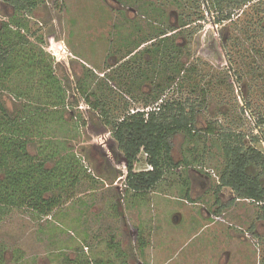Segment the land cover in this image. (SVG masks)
<instances>
[{
    "label": "rangeland",
    "instance_id": "obj_1",
    "mask_svg": "<svg viewBox=\"0 0 264 264\" xmlns=\"http://www.w3.org/2000/svg\"><path fill=\"white\" fill-rule=\"evenodd\" d=\"M35 1L38 6L30 16L16 15L11 6L0 1V24L9 23L12 17L26 24L30 42L52 61L53 74L65 96L51 120L44 119L50 108L40 111L42 121L37 129L50 126V135L35 138L28 151L35 156L46 146L44 141L53 142L52 146L62 142L61 155L69 152L75 156L88 177L70 199L63 196L62 204L48 217L26 208L4 209L0 213V264H181L184 256L193 259L192 248L181 246L172 258L182 239L172 236L176 233L173 228L160 230L171 216L166 206L171 207L173 199L205 215L215 210L204 204L203 194L192 196V201L176 197L184 189L183 179L199 174L212 180L211 187L219 182L218 172L225 164L218 141L221 131L243 134L245 146L264 155V127L256 126L264 117V0H252L236 9L231 20L213 9V0ZM186 22L188 26L179 27ZM159 32L174 39L180 50L178 61L189 71L195 70L159 97L165 101L204 100V106L198 112L196 135H177L173 140L174 160H186L188 165L165 175L152 190L160 191L159 195L152 191L134 194L125 191L124 158L111 135L112 126L105 125L97 104L109 110L111 124L144 108V102L135 100L126 87L119 88L111 78L115 79L119 66L126 65V56L142 37L155 38ZM149 61L144 57V62ZM123 77L124 86L138 83L127 74ZM141 91L148 93L149 85H143ZM1 101L12 113L26 104L14 101L7 93ZM156 106L149 102L150 108ZM208 127L214 128L213 135L205 133ZM145 159L143 153L138 156L134 172L148 170ZM256 172L248 168V173ZM238 204L232 213L217 216L212 224L231 225L238 232L243 260L235 264H264V221L258 219L259 206L245 200ZM251 227L260 238L250 235ZM161 234L164 239L160 241ZM157 240L162 246H173L170 254L155 251L160 246L155 244ZM205 264L219 261L207 258Z\"/></svg>",
    "mask_w": 264,
    "mask_h": 264
},
{
    "label": "trees",
    "instance_id": "obj_2",
    "mask_svg": "<svg viewBox=\"0 0 264 264\" xmlns=\"http://www.w3.org/2000/svg\"><path fill=\"white\" fill-rule=\"evenodd\" d=\"M0 1L11 6L14 14L19 16L32 15L38 6L35 0ZM251 1L213 0L212 7L219 15L225 16V20H231L236 9ZM187 23L179 27L185 28L189 25ZM29 32L25 23L13 17L9 23L0 24V213L4 209L26 208L34 214L48 217L62 204L63 196L70 199L74 195L87 174L75 156L69 152L61 155L62 142L52 146L53 142L44 141L46 146L35 156L28 151L35 138L45 139L50 135V126L37 129L38 121H42L40 111L50 108L47 118H44L50 119L53 113H59L57 107L65 102L61 82L53 74L52 61H48L43 50L30 42ZM166 35L159 32L155 38L150 35L142 37L134 45V51L126 56L129 57L126 65L119 66L115 79L111 78L119 88L126 87L127 94H132L135 100L144 102L143 109L149 107L150 101L159 102L157 110L148 114H127L118 123L111 124L113 116L109 110L103 104H97L101 106L105 125L112 126L111 135L124 158L127 171L125 191L134 194L151 191L166 172H173L182 164L188 165L186 160L174 161L173 140L177 135H196L198 112L204 106V100L180 102L165 101L159 97L158 94L178 84L179 78L195 73L194 69L189 71L178 61L180 53L177 52L180 50L175 46L174 39L164 37ZM144 57H149L150 61L144 62ZM125 74L138 83L124 86ZM145 84L150 87L148 93L141 91ZM5 93L14 101L26 104L10 112L1 101ZM256 126L264 127V117L258 119ZM205 133L213 135L214 128L208 127ZM244 137L232 131H221L218 135L225 158V164L218 173V187L230 188L237 199L258 205V219L264 221V155L255 148L246 147ZM141 153L146 156L145 162L151 170L134 172ZM40 155L43 157L40 158ZM49 163L53 165L48 167ZM250 167L257 170L256 174L248 173ZM48 194L50 196L46 197ZM140 245L143 248L144 244Z\"/></svg>",
    "mask_w": 264,
    "mask_h": 264
},
{
    "label": "crops",
    "instance_id": "obj_3",
    "mask_svg": "<svg viewBox=\"0 0 264 264\" xmlns=\"http://www.w3.org/2000/svg\"><path fill=\"white\" fill-rule=\"evenodd\" d=\"M59 55L62 54L59 52ZM172 156H173V151H172ZM193 163L196 162L194 161ZM178 169L179 167L176 170ZM150 170L151 169L149 167L147 171ZM169 172L172 171L166 172L162 180L152 190L157 188V186L165 178V175H167ZM211 181L212 180L205 178L204 176H201L199 174H197V177L196 176L185 177L181 184V187L183 186L184 189H182L181 192H179L176 197L179 198L181 196L187 201H192V196L195 198L196 196L198 197L200 194H203V198H205L204 202L206 201V203L204 204L205 205L207 204L208 206H212L215 209V210H211V212L215 213L218 216L219 215L223 216L224 214L228 215L232 213L236 209V206L237 205L239 206L238 202L241 203V201L243 200L237 199L236 194L230 188L218 187L219 182L216 183L214 186H212L213 191H211L212 188L211 185L213 183ZM158 193H160V191ZM158 193L153 192V194L155 195ZM176 199L175 200L173 199V202H170L171 207L166 206L167 208H169L171 216L168 217L167 220L168 222H165L166 225H164V227L160 229L161 231L166 232V229L169 230L173 228L174 231L178 234L174 233V235L172 236H174L175 238L177 237L176 240L178 241L179 240L181 241L182 239L180 245L176 247L175 250L173 251L172 258H174L176 250L179 249V247L181 246L183 248L191 247L195 254L193 259L190 256H184L187 257V259L183 257L184 261L182 259L181 264H205L207 258H210L212 262L219 261V264H235L234 263L235 261L243 260L242 258H240V238H239L240 236L238 235V232H235L231 229V225L224 226L221 225L220 223L212 224V221L208 216L207 212L205 215L199 209L188 208L185 205H183L182 202L177 201ZM169 200H171L170 197ZM154 206L156 208L157 203ZM237 220L240 221V219L238 218ZM260 221L263 222L262 220ZM230 222L233 223V220H231ZM156 230L158 231L159 228L157 227ZM250 231H251L249 232L250 235L258 237L254 235L253 227L250 228ZM163 239L164 237L161 234L160 241ZM157 241L155 242V244L159 243V241L158 242ZM142 244H144L143 241ZM170 247L173 246L171 244L168 246L165 245L162 246V244H160V246H157V248L155 247L156 250L154 248L153 251L154 250L157 251L158 249V252L168 251V253L170 254L169 252ZM200 258L202 260H200ZM152 263L176 264V263H168L167 261L166 262L157 261V263L154 261Z\"/></svg>",
    "mask_w": 264,
    "mask_h": 264
},
{
    "label": "built area",
    "instance_id": "obj_4",
    "mask_svg": "<svg viewBox=\"0 0 264 264\" xmlns=\"http://www.w3.org/2000/svg\"><path fill=\"white\" fill-rule=\"evenodd\" d=\"M157 107H158V104H157V106L156 107H154V108H150V107H148V108H146V109H136V110H133L132 112H131V115L132 114H136V113H140V112H144V113H146V114H148L149 112H153V111H156L157 110ZM151 169V168H150ZM213 219H217L216 217H214Z\"/></svg>",
    "mask_w": 264,
    "mask_h": 264
},
{
    "label": "flooded vegetation",
    "instance_id": "obj_5",
    "mask_svg": "<svg viewBox=\"0 0 264 264\" xmlns=\"http://www.w3.org/2000/svg\"><path fill=\"white\" fill-rule=\"evenodd\" d=\"M208 216L210 217L211 221L213 220L214 217H217L218 215H216L215 213H208Z\"/></svg>",
    "mask_w": 264,
    "mask_h": 264
}]
</instances>
